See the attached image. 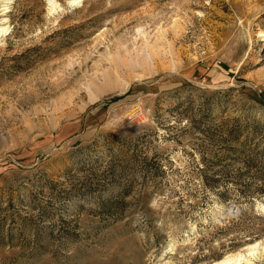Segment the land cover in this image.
<instances>
[{
	"label": "rangeland",
	"instance_id": "obj_1",
	"mask_svg": "<svg viewBox=\"0 0 264 264\" xmlns=\"http://www.w3.org/2000/svg\"><path fill=\"white\" fill-rule=\"evenodd\" d=\"M70 1L0 0V264H264V0Z\"/></svg>",
	"mask_w": 264,
	"mask_h": 264
},
{
	"label": "bare ground",
	"instance_id": "obj_2",
	"mask_svg": "<svg viewBox=\"0 0 264 264\" xmlns=\"http://www.w3.org/2000/svg\"><path fill=\"white\" fill-rule=\"evenodd\" d=\"M48 2H50L51 3V5H53V7L57 4L56 2H55V0H48ZM78 2H81V0H72V1H70V3L71 4H76V3H78ZM57 6V5H56ZM5 7V6H4ZM52 7V6H51ZM6 9V8H5ZM95 98V97H94ZM92 99V98H91ZM255 244V245H254ZM253 245H250V248H251V251H249V254L251 255H255V254H257V256H258V254L260 253H258L257 252V248H256V245H257V243H254ZM257 247H258V245H257ZM255 250H256V252H255ZM262 250V249H261ZM263 254V253H262ZM251 255V256H252ZM228 256H231V254L230 255H228ZM227 257V256H226ZM234 257V256H233ZM234 259H235V257H234ZM220 260V259H219ZM243 260V258H242V256H239V258H238V260H234V261H232V258H229V257H227V258H225V259H223V260H220V261H217V262H213V263H211V264H233V263H237V262H241ZM232 261V262H231ZM244 261H246V260H244Z\"/></svg>",
	"mask_w": 264,
	"mask_h": 264
}]
</instances>
